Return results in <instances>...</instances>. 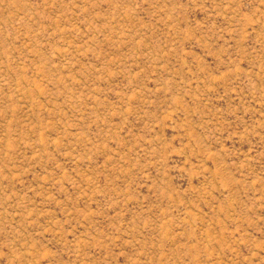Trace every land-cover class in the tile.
Instances as JSON below:
<instances>
[{
  "label": "rangeland",
  "instance_id": "obj_1",
  "mask_svg": "<svg viewBox=\"0 0 264 264\" xmlns=\"http://www.w3.org/2000/svg\"><path fill=\"white\" fill-rule=\"evenodd\" d=\"M0 264H264V0H0Z\"/></svg>",
  "mask_w": 264,
  "mask_h": 264
}]
</instances>
